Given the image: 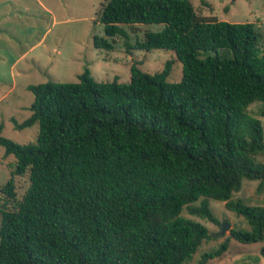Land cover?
Returning a JSON list of instances; mask_svg holds the SVG:
<instances>
[{"label": "trees", "instance_id": "1", "mask_svg": "<svg viewBox=\"0 0 264 264\" xmlns=\"http://www.w3.org/2000/svg\"><path fill=\"white\" fill-rule=\"evenodd\" d=\"M103 37H127L123 26L161 25L134 47L167 50L182 66L166 82L169 62L148 74L130 67V81L30 85L35 141L1 135L10 178L1 191L15 203L0 211V264H188L211 235L189 215L218 224L209 201L242 217L233 230L243 245L264 241V207L232 195L243 181L264 186V52L254 24L200 20L190 0H109L99 10ZM259 104L258 116L249 107ZM28 188L15 199L14 177ZM198 203V205H195ZM203 253L198 264L220 258ZM264 259V247L260 249Z\"/></svg>", "mask_w": 264, "mask_h": 264}, {"label": "rangeland", "instance_id": "2", "mask_svg": "<svg viewBox=\"0 0 264 264\" xmlns=\"http://www.w3.org/2000/svg\"><path fill=\"white\" fill-rule=\"evenodd\" d=\"M109 0H0V125L1 135L19 144L35 141L38 125L17 130L13 118L21 123L30 116L29 106L33 95L27 91L30 85L77 83L78 76L89 69L98 82L119 83L130 81V67L136 65L141 71L154 74L161 72L166 63L169 74L166 82L181 79L182 66L175 55L167 50L143 51L134 47L144 41L146 32H156L161 25L123 26L127 37L109 39L111 51L97 50L93 46L95 36L103 37V25L99 22L100 8ZM200 20L228 23L254 24L260 35L259 47L264 52V0H190ZM259 104L249 107L258 116ZM264 127V119L259 117ZM257 161L264 165V155ZM12 156L5 157L0 147V211L12 210L15 203L1 191L9 180ZM15 199L19 201L28 188L27 176L14 177ZM258 181H243L239 192L232 199H240L250 206L264 207V186L258 190ZM195 205H198L196 203ZM209 207L218 220L211 223L188 214L181 216L206 227L211 235L202 242L188 264H198L203 253L219 248L225 242L227 250L220 258L207 264H264L260 249L264 241L243 245L232 238L233 230H249L242 217L225 208V203L210 200ZM222 224L228 230L221 232Z\"/></svg>", "mask_w": 264, "mask_h": 264}, {"label": "water", "instance_id": "3", "mask_svg": "<svg viewBox=\"0 0 264 264\" xmlns=\"http://www.w3.org/2000/svg\"><path fill=\"white\" fill-rule=\"evenodd\" d=\"M228 230V226L226 225V224H222V226H221V232H222V234L225 232V231H227Z\"/></svg>", "mask_w": 264, "mask_h": 264}]
</instances>
